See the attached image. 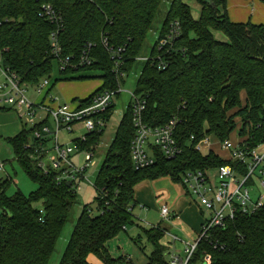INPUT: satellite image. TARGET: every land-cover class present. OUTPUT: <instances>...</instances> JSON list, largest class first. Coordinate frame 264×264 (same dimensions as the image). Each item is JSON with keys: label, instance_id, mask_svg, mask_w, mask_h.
<instances>
[{"label": "trees", "instance_id": "16d2710c", "mask_svg": "<svg viewBox=\"0 0 264 264\" xmlns=\"http://www.w3.org/2000/svg\"><path fill=\"white\" fill-rule=\"evenodd\" d=\"M163 1L0 0L3 65L17 74L21 83L34 85L52 76L50 34L55 25L40 13L42 4L52 3L63 17L59 35L63 56L73 62L56 80L76 72L102 73L100 88L80 100L86 104L101 90L117 89L124 81L119 72L129 74L134 69ZM189 1L172 0L159 33L163 37L171 21L181 24L174 49L160 52L167 68L160 69L152 60L159 53L156 40L134 90L146 100L144 120L149 124L163 125L178 118L175 137L183 151L177 158L167 159L161 148L155 147L156 163L135 169L130 102L96 178L100 213L92 215L89 205L84 206L59 264H91V253L107 264H123L127 258H114L107 244L134 223L129 209L137 204V184L164 176L180 183L188 169L227 163L214 152L203 155L196 151L191 135L200 139L207 133L226 140L237 126L235 119L241 118L250 124L253 142L264 139V23L232 21L226 10L228 0H197L201 14L196 19ZM214 31L222 32L228 40L216 38ZM105 36L110 46L122 49L117 68L103 43ZM86 52L91 63L81 64ZM114 107L109 109L107 121ZM258 124L260 128H256ZM242 130L245 133L246 127ZM103 133L88 134L82 147H96ZM28 139L23 130L10 142L15 157L38 188L29 194L17 190L10 195L13 179L0 180V264H49L77 198L73 187L57 184L36 166L25 147ZM101 189L106 193L100 195ZM160 224L143 228L154 245L148 264H170L166 248L159 242L165 235ZM216 241L225 248L215 247ZM205 254L211 256L212 264H264V207L251 214L239 213L226 229L213 230L209 239L199 242L188 264H204Z\"/></svg>", "mask_w": 264, "mask_h": 264}, {"label": "built area", "instance_id": "2783aa9c", "mask_svg": "<svg viewBox=\"0 0 264 264\" xmlns=\"http://www.w3.org/2000/svg\"><path fill=\"white\" fill-rule=\"evenodd\" d=\"M41 16L55 25L50 34L51 52L54 63L58 65L59 72L73 66L71 57L63 56L59 40L60 26L63 17L52 3H44L41 7ZM1 24V22H0ZM182 28L179 21H171L163 37L158 35V55L153 57L160 69L167 68V62L160 52L170 53L174 49L177 39L181 36ZM103 43L115 60L116 68L119 67L120 51L109 45L108 36L103 37ZM91 46V44H89ZM149 58H146L148 60ZM81 64H90L88 52L80 59ZM118 72V70H117ZM125 72H119L123 79ZM0 101L15 108L22 118L33 123L31 132L28 133L26 149L36 166L51 175L57 184L71 182V187L76 191L80 188L79 180L85 178L88 167L95 157L98 147H82L88 134L102 133L107 125V114L115 98L121 92V85L117 89H106L95 93L86 104L60 103L57 97L49 96L51 90L50 78H44L37 84L21 83L17 74L12 73L3 65L2 52L0 51ZM34 87L37 100L28 96V90ZM132 122L134 135L131 141V160L137 170L145 169L156 163L155 147H160L167 159H175L181 155L183 148L175 137V128L178 118L173 117L163 125H151L144 120L146 100L132 93ZM48 97V98H47ZM46 111V116L38 120L39 111ZM37 120V121H36ZM52 122V125L50 124ZM236 128L230 138L218 139L217 143L222 152L214 150L210 136L205 134L197 139L191 135L194 149L203 155L216 153L227 163L223 165L207 166L205 168L188 169L181 175V184L184 191L195 194L198 202L209 212L202 222L197 239L187 243L183 255L171 251L170 264H188L193 257L201 240L209 239L211 232L216 229H226L231 220L239 213L251 214L264 207V139L253 142L254 137L249 136L250 124L241 118H236ZM82 124L86 133L75 138L72 142H62V131H75L74 125ZM252 125V124H251ZM243 127L246 132L243 133ZM258 124L256 128H260ZM102 137V136H101ZM74 155L84 156L86 163L79 166L73 161ZM0 161V169L4 168ZM100 195L106 193L99 190ZM133 208L129 210L132 211ZM90 211V210H89ZM91 213V211H90ZM164 218L170 217V208L163 205L161 209ZM173 240H179L172 236ZM215 247L225 248V244L214 242ZM204 263L212 264V258L205 254Z\"/></svg>", "mask_w": 264, "mask_h": 264}, {"label": "rangeland", "instance_id": "374dc122", "mask_svg": "<svg viewBox=\"0 0 264 264\" xmlns=\"http://www.w3.org/2000/svg\"><path fill=\"white\" fill-rule=\"evenodd\" d=\"M172 0H164L160 6L155 21L147 35L142 51L138 57L134 69L124 76L123 84L121 85V92L115 98V107L111 119L108 121L104 128V133L101 137V141L95 150V157L92 164L88 167L85 176L88 179H81L77 182L80 188L77 190V198L74 206L72 207L71 214L67 224L65 225L60 237L57 240L56 248L52 254L49 264H59L62 255L66 249L72 231L78 220V217L82 213L85 205H89L92 215L100 213L97 206L96 197L98 191L96 188V178L98 172L104 162L106 152L112 143L118 125L126 112V109L130 102H132V93L135 90L138 76L141 69L146 63V58L151 54V50L158 38L161 28L164 24L167 10ZM189 5L193 16L198 19L201 14V5L197 0L189 1ZM226 10L232 21L235 22H253L255 24L264 23V1L262 0H228ZM215 37L220 40H228V38L220 31H214ZM101 72L90 70L84 72L82 75L79 73H72L64 76L63 80L60 79L58 65L54 63L53 73L50 77L51 90L49 96L57 97V101L60 103H77L82 98L90 97L96 92L102 85ZM1 79V77H0ZM34 87H30L28 90V96L32 100H37ZM47 97V98H48ZM46 111H39L37 120L42 116H46ZM36 120V121H37ZM52 125V122H50ZM33 123L22 118L17 109L10 108L8 105L0 101V161L4 163V168L0 169V180L11 177L13 180L8 190V194L12 195L17 190H21L25 194L36 190L38 184L35 183L24 170L23 166L19 163L15 157L10 138L16 136L21 131L25 130L27 133L31 132ZM75 131L66 132L62 131L61 141L72 142L75 138L80 137L86 133V129L82 124L74 125ZM213 148L216 151H220L217 143L218 139L215 135L210 136ZM225 154V153H221ZM73 161L79 166H84L87 162L84 156L74 155ZM156 181V183L154 182ZM148 185L145 184L137 189L140 192V200L136 206L132 209L133 224L127 226V230H122L116 237L112 238L107 246L110 254L114 258L125 256L127 261L123 264H148L149 256L154 251L153 243L148 239V235L144 232L143 228L150 229L152 226H156L159 223L162 225H173V233L178 235L180 240H171L169 233L160 238V244L166 248L165 258L171 259L169 252L175 249L182 253L187 243L194 242L196 238L191 239L189 233H187L188 223L181 219L179 210L177 214H171L170 218H164L161 213L162 204L164 198H174L177 191H182V184L174 181L170 176H164L157 179H149ZM186 193V192H184ZM169 197V198H170ZM188 199V202L196 207L199 215L202 217V222L206 219L209 212L203 208L198 202V198L195 194H184L180 198ZM175 212V211H174ZM1 213V209H0ZM179 215V217H178ZM187 228V229H186ZM189 231V230H188ZM133 258L132 263L128 261ZM91 264H107L99 255L91 253L88 256Z\"/></svg>", "mask_w": 264, "mask_h": 264}, {"label": "crops", "instance_id": "0c3cea01", "mask_svg": "<svg viewBox=\"0 0 264 264\" xmlns=\"http://www.w3.org/2000/svg\"><path fill=\"white\" fill-rule=\"evenodd\" d=\"M243 96H244V94H243ZM82 99H84V98H82ZM219 152H222V151L220 150ZM148 182H149V180H144L135 186L136 203H138V200H140V197H141L140 192L137 188L140 186L142 187L144 184H145V186L148 185L147 184ZM154 182L156 183V181H154ZM184 192H185L184 188H182V191L179 190L175 193L176 196L174 198H171L170 196H169L170 198L169 197L164 198L163 201L161 202V204H162V206L167 205L170 208V217H171L172 213H173V215L174 214L176 215L178 210L180 211L179 215L181 214L180 215L181 219H183L185 222L188 223V229L186 228L187 229L186 231H187V233L190 234V236H192L191 239H194V238L198 237V234L200 232V228H201V224H202V217L199 215L198 211L196 210V207L193 206L192 203H190L191 201L188 202V199H186L185 197L183 199L180 198L181 195L186 194ZM179 215H178V217H179ZM152 227H155V226H152ZM160 227H161V229L164 230L165 234H167V233L170 234L171 240H173L172 236L178 237V235L173 233V231H174L173 225H168V224L162 225V224H160ZM173 250L176 251L175 249H173ZM173 250H171V251H173ZM176 253L183 255V252L180 253V252L176 251ZM132 259H133L132 257H131V259H129L131 263L133 261Z\"/></svg>", "mask_w": 264, "mask_h": 264}, {"label": "water", "instance_id": "95a60500", "mask_svg": "<svg viewBox=\"0 0 264 264\" xmlns=\"http://www.w3.org/2000/svg\"><path fill=\"white\" fill-rule=\"evenodd\" d=\"M67 185H68V186H71V182H70V181H69V182H67ZM204 264H206V263H204Z\"/></svg>", "mask_w": 264, "mask_h": 264}]
</instances>
